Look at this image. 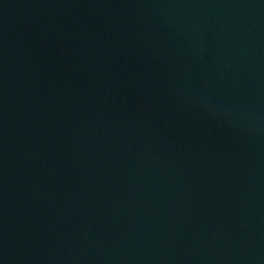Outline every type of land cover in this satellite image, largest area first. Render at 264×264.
<instances>
[{
    "label": "water",
    "instance_id": "water-1",
    "mask_svg": "<svg viewBox=\"0 0 264 264\" xmlns=\"http://www.w3.org/2000/svg\"><path fill=\"white\" fill-rule=\"evenodd\" d=\"M0 264H264V0H0Z\"/></svg>",
    "mask_w": 264,
    "mask_h": 264
}]
</instances>
